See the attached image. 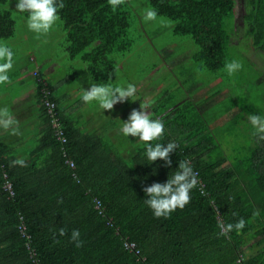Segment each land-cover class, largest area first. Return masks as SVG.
Wrapping results in <instances>:
<instances>
[{
    "label": "trees",
    "instance_id": "1",
    "mask_svg": "<svg viewBox=\"0 0 264 264\" xmlns=\"http://www.w3.org/2000/svg\"><path fill=\"white\" fill-rule=\"evenodd\" d=\"M146 1L173 22L175 34L193 40L198 47L194 60L213 73L225 66L236 0ZM7 2L0 0V6ZM64 4L58 11L59 26L69 57L85 63L92 81L110 84L116 55L128 51L133 42L128 33L133 12L129 1L115 10L107 0ZM242 17L244 35L264 53V0H246ZM14 36L11 11L0 10V39ZM35 78L41 135L22 158L26 167L13 165L18 160L12 149L16 144L5 143L0 135V264H264V141L253 135V146L230 162L203 114L189 102L172 108L175 97L166 91L151 105V117L160 116L164 123V134L151 143L177 144L171 165L148 161L143 141L133 144L126 157L122 137L116 136L118 142L106 137L104 130L118 128L113 120L92 126L87 121L82 127L80 115L67 112L55 97V85L39 72ZM44 84L55 102L74 169L65 163L43 103ZM228 100L224 109L231 112L235 101ZM244 110L236 106L237 120ZM182 160L190 162L203 187L198 183L191 190L190 203L183 209L157 218L144 203L142 189L166 182ZM6 181L12 195L4 189ZM241 217L246 221L242 230L220 235L218 222L234 224ZM61 227L66 229L64 236L57 233ZM73 229L80 231L82 247L70 241ZM125 240L134 242L139 253L126 249ZM254 249L253 255L243 256Z\"/></svg>",
    "mask_w": 264,
    "mask_h": 264
},
{
    "label": "rangeland",
    "instance_id": "2",
    "mask_svg": "<svg viewBox=\"0 0 264 264\" xmlns=\"http://www.w3.org/2000/svg\"><path fill=\"white\" fill-rule=\"evenodd\" d=\"M13 1L16 4L17 0ZM128 1L133 11L128 33L133 42L128 51L116 55L114 81L110 84L126 86L132 83L137 87L139 83H144L148 77L153 75L152 78L159 88L156 95L151 98L154 101L168 91L167 88L171 83L175 86L177 96L185 95L186 91L189 95L195 91L205 96L209 95L211 98L204 103H198V107L201 109L199 112L208 122V131L214 135L218 147L228 156L230 162H234L236 157L247 153L249 146H253L252 138L255 132L247 117L249 114L264 116V53L254 48L251 39L244 35L245 27L242 16L246 11V0H236V14L232 22L227 62L238 60L243 67L232 75L227 73L225 66L213 73L208 71L200 61L194 60L193 54L198 50L197 45L189 36L175 34L173 22L170 19L157 15L155 21H146L145 11L150 8L146 0ZM10 2L11 0H8L6 5L0 6V10H10L15 20V36L0 39V44H6L14 53L13 68L9 74H14L20 69L25 71L30 66L40 65V61L47 58L53 59L49 65L50 72H54L56 67L61 66L60 73L73 74L75 72V79L80 87L85 86V81L90 84L97 83L88 78L85 63L80 59L71 60L69 57V53L65 50V35L59 26V20L47 34L34 33L27 27V16L16 11L15 4L10 5ZM30 58L33 61H30ZM28 83L31 85L32 78ZM16 86L18 85L13 86L12 89H20ZM3 90V85H0V92ZM144 90V88H137L135 97L122 104L119 103L114 110L108 113L112 115L111 120L118 127L115 132L124 137L121 146L126 148V157L132 153L133 144L138 145L141 141L137 137L125 136L120 130L121 123L127 120L131 111L121 119L114 120L113 117L125 106L136 105L139 108L140 103L146 100L143 96ZM227 96L235 101L231 112L224 109V105L229 103ZM212 97H214V102L211 100ZM11 98L4 94L0 95V108L7 107L11 115L15 116L12 109L10 110V106H15ZM86 105L91 110L85 113V116L90 117L89 126L95 123L100 124V121L105 120L103 115V120H98L103 110L97 102L93 101ZM237 105L245 109L243 117L238 120L235 117ZM77 111H79L78 108ZM84 122L83 117L79 119V123ZM104 131L109 141L117 140L116 136L119 135ZM255 252V249L248 250L243 256H250Z\"/></svg>",
    "mask_w": 264,
    "mask_h": 264
},
{
    "label": "clouds",
    "instance_id": "3",
    "mask_svg": "<svg viewBox=\"0 0 264 264\" xmlns=\"http://www.w3.org/2000/svg\"><path fill=\"white\" fill-rule=\"evenodd\" d=\"M107 2L115 10L120 5L125 4L126 0H107ZM64 7V0H17L15 4L16 11L28 14L27 27L37 34H47L60 19L58 11ZM157 15L155 8H149L145 11L144 19L155 21ZM13 56L14 53L10 47L6 44H0V85L11 82L9 72L13 68ZM242 67V63L238 60H232L225 64V69L229 75L239 71ZM88 78L91 79V76ZM136 93L137 88L132 83H128L126 86L91 83L90 87L83 90L81 98L85 103L95 101L102 110L111 111L116 104L132 99ZM154 102L153 99H146L140 103L139 109L133 108L120 130L125 136L137 137L145 143L148 161L155 162L159 159L164 161L165 166H170L172 163L170 154L175 151L177 144L175 142L156 143L155 145L151 143L154 140H159L164 134L163 121L152 118L148 111ZM247 119L255 129L254 135L259 140L264 141V116L249 114ZM0 128L5 131L11 130L13 135L19 134L18 122L7 107L0 108ZM13 165L26 167L27 163L23 159H18L13 161ZM178 169L166 182H153L142 189L147 196L144 203L157 218H167L176 209H183L190 203L191 190L196 188L199 183L198 174L194 172L189 161H180ZM60 202L62 201H58V203ZM233 215L237 214L233 213ZM254 215H258V213H254ZM245 224L246 221L242 217L234 224L218 222V226L221 228L220 235H227L233 229L240 231L245 227ZM57 233L60 236L67 234L63 227L57 229ZM80 235L78 229H73L69 236L70 241L78 248L83 246Z\"/></svg>",
    "mask_w": 264,
    "mask_h": 264
},
{
    "label": "crops",
    "instance_id": "4",
    "mask_svg": "<svg viewBox=\"0 0 264 264\" xmlns=\"http://www.w3.org/2000/svg\"><path fill=\"white\" fill-rule=\"evenodd\" d=\"M52 60L53 59L45 58L43 61H40V65L27 67L25 71H21L23 69H20L18 70V73L17 71L14 72L17 73V75L14 78L10 79L11 81L10 83L2 84L4 90L0 92V95L4 94L9 97L11 96L12 97L11 102L13 101L15 104V106L13 107L10 106V110L12 109L13 113L15 114V116L13 117L18 122L19 134L13 135L11 133V130L5 131L3 128H0V135H3L2 136L3 141L5 143L11 142V144L13 143L16 144L14 145V148H12L14 151L15 150L17 151L16 159L26 158L28 150L31 147H33L35 143L38 142V139L41 135L39 105L37 101V95L35 93L36 85H37L35 77L38 72L41 73L45 79H47L49 82H52L55 85L54 95L58 99V101L63 105V109H65L70 114L73 113L77 116L80 115V119L83 117L85 119V122H87L90 119L89 115L88 117L87 115L85 116V113L88 110H90V108L87 107L88 105H86V103L83 102L81 98L83 90L84 89L86 90L88 87H90V83L85 81V86L80 87L77 79H75V72L73 74L60 73V69L62 68L61 66L56 67L57 68L56 70L54 68L55 70L54 72L52 71L50 72L49 65ZM11 74H9V76ZM152 76L153 75H151V77H148V79H146L147 81L144 82L145 84L139 83L136 87L138 89H143V88L145 89L143 96L146 99L153 98L156 95V93L159 91V88L156 82L154 81V78H152ZM31 78H32V83L31 85H29L28 81ZM15 85H18L16 86V88L20 87V89L18 90L12 89L13 86ZM174 87H175L174 84L171 83V85L167 88L168 89L167 94L165 93V95H169V96L172 95L173 97H175L174 99L176 103L174 106H172V108L179 105H183L186 102H189L190 104L194 105L198 109V111H201V109L198 107V103H202V102L204 103V101L206 102V100L208 101L209 98H211L209 95L207 94L206 96L204 94L202 95V93L198 91L193 92L191 95H189V92L186 91L185 95L179 94L177 96L175 95L176 89ZM145 94H147V96H145ZM226 98H228V96ZM211 100L212 102H214V97H212ZM215 101L218 100L215 99ZM118 104H116L112 110H114L118 106ZM137 104L139 105V103ZM133 107L139 109L138 107H136V105H132L130 107L125 106L123 110L121 109L120 112H118L113 117L114 120L121 119L122 116L124 117L125 114L129 113ZM77 108L79 111H77ZM148 111L149 113L151 112V107L149 108ZM108 113L109 110L108 111L103 110V112L99 115L100 119L98 120H103L102 115L105 117V120L108 119L111 120L112 115ZM157 118L160 119V116H158ZM122 124L123 122L121 123L120 127H122ZM110 133L111 134L113 133L114 135H119L118 133L115 132V130L110 131ZM123 138L124 137H122V139ZM123 141H125V139ZM20 146L22 147V149L18 152V148Z\"/></svg>",
    "mask_w": 264,
    "mask_h": 264
},
{
    "label": "built area",
    "instance_id": "5",
    "mask_svg": "<svg viewBox=\"0 0 264 264\" xmlns=\"http://www.w3.org/2000/svg\"><path fill=\"white\" fill-rule=\"evenodd\" d=\"M41 93H42V96H43V103L46 107V111H47V114L49 115L50 117V122H51V125L52 127L54 128V132H55V135L57 137V140H59V142L61 143V150H62V153H63V156L66 157L65 158V163L72 169L75 168V164L73 162V160L71 158L68 157L67 155V148L65 147V143H66V137L64 135V132H63V129H62V126L60 124V121L55 113V102L50 100L49 99V95L51 94L50 93V90L45 86L44 84V87L41 88ZM199 181V184L201 187H203L202 183L200 180ZM4 189L7 190L9 192L10 195L13 194V191H12V188H11V184L9 181H6L5 184H4ZM95 208L98 209L100 211V213L102 212V208H101V205H100V202L99 200H95ZM124 246L126 249L130 250V251H135V253H139V250L136 248V244L132 241H128V240H125L124 241ZM32 253V251H31Z\"/></svg>",
    "mask_w": 264,
    "mask_h": 264
}]
</instances>
